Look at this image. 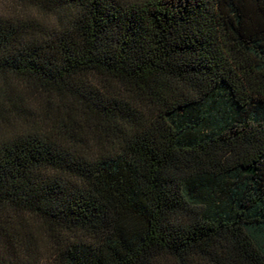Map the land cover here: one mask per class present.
I'll return each mask as SVG.
<instances>
[{"label": "trees", "instance_id": "trees-1", "mask_svg": "<svg viewBox=\"0 0 264 264\" xmlns=\"http://www.w3.org/2000/svg\"><path fill=\"white\" fill-rule=\"evenodd\" d=\"M0 264H264V0H0Z\"/></svg>", "mask_w": 264, "mask_h": 264}, {"label": "rangeland", "instance_id": "rangeland-1", "mask_svg": "<svg viewBox=\"0 0 264 264\" xmlns=\"http://www.w3.org/2000/svg\"><path fill=\"white\" fill-rule=\"evenodd\" d=\"M10 11H11V5L8 2L4 1V14L10 13Z\"/></svg>", "mask_w": 264, "mask_h": 264}]
</instances>
